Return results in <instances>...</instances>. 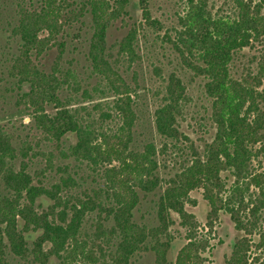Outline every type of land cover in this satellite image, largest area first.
<instances>
[{
	"label": "trees",
	"instance_id": "trees-1",
	"mask_svg": "<svg viewBox=\"0 0 264 264\" xmlns=\"http://www.w3.org/2000/svg\"><path fill=\"white\" fill-rule=\"evenodd\" d=\"M134 1L141 9L143 24L156 28L159 23L150 16L149 0H41L36 8L18 6L16 24L10 28V36L18 41L17 54L5 67L7 78L18 90L14 104L27 112L33 129L56 143L63 158H72L97 173L103 185L73 194L78 184L69 166L58 168L60 176L51 186L35 185L28 172V146L16 149L12 135L0 126V185L4 189L0 193V264H14L10 257L30 264H49L52 259L56 264H131L134 256L147 250L155 254L157 264H200V241L191 237L193 215L184 207L191 202V191L202 189L209 214L227 213L238 230L244 227L242 212L256 220L264 210V171L254 173L250 168L253 159L264 153V115L258 107L262 94L255 87L264 76V63L259 65L258 75L249 76L255 86L248 79L233 78L230 71L234 55L264 35V0H230L236 13L225 17L212 15L207 0H189L187 12L179 19L180 29L172 37L164 35L180 63L205 79L215 127L214 137L202 153L195 152L189 165L167 180L157 174L158 157L168 150L181 154L179 144L187 141L178 126L185 86L171 74L153 112L162 146L157 150L151 142L134 149L135 91L108 52L110 26L127 16V7ZM85 17L90 30L86 56L91 75L102 86L94 91L101 99L112 98L106 106L109 112L102 110L101 103L93 106L100 111L101 122L85 120L80 110L87 112L86 108H71L75 96L63 97L64 90L77 94L81 86L72 71L60 66L62 37L72 27L82 26ZM137 32L131 28L117 45V54L128 63L138 58ZM53 48L58 51L57 60L46 72L36 60ZM3 79L0 73V84ZM81 96L90 98L86 90ZM113 119L115 127L105 125ZM67 134H74L76 142L63 149ZM18 158L21 161L15 167ZM47 166L51 167L49 160ZM224 172L233 178L228 187L221 177ZM157 188H162L156 203L157 226L137 223L134 211L139 192L148 194ZM42 197L50 204L38 210L37 200ZM171 213L179 217L189 235L174 262L167 258L168 241L160 240L167 239L173 224ZM92 214L96 220L88 234L83 225ZM33 234L35 238L29 240ZM232 256L227 264L239 261V250Z\"/></svg>",
	"mask_w": 264,
	"mask_h": 264
},
{
	"label": "rangeland",
	"instance_id": "rangeland-1",
	"mask_svg": "<svg viewBox=\"0 0 264 264\" xmlns=\"http://www.w3.org/2000/svg\"><path fill=\"white\" fill-rule=\"evenodd\" d=\"M41 0H0V73L4 81L0 84V126L12 135L13 144L16 149L26 145L28 172L33 176L34 184L42 183L49 187L58 181L60 174L59 167L69 166L70 174L78 184L72 193L80 195L84 190H93L102 187L103 180L97 173L90 172L84 165H79L72 158H63L55 142L48 141L38 131L33 129L31 118L22 106H15L17 91L13 80L7 78L5 67L8 60L17 54L18 41L10 36V28L16 24L18 6L28 8L38 7ZM80 1V0H75ZM208 9L215 16H232L236 13L230 0H207ZM253 3L258 0H246ZM189 7V0H149V11L152 19L158 21L156 28L143 24L141 9L135 1L127 7V16L122 20L115 21L108 30L107 46L116 68L126 82L134 89L135 112L137 121L134 127L133 143L134 149H141L147 143H153L158 150L163 140L157 135L153 124V112L162 101V92L165 82L171 74L179 77L185 86V100L178 117L179 131L186 137L187 141L179 144L181 154L175 150H168L167 153L158 157L159 169L157 174L161 180H167L176 173L182 166L189 165L190 159L195 152L202 153L206 144H209L215 134V127L210 120L211 100L204 91L205 79L194 74L190 69L180 63L179 57L172 49L171 44L165 38V34L174 35L175 29H180L179 19L183 17ZM264 16V9L261 11ZM82 26L72 27L62 37L64 51L60 56V66L63 71L70 70L76 76L81 86L77 94L68 91L63 92L64 96H75L76 101L72 102L71 108H86L80 110L85 120L93 119L100 121V111L93 109L96 103L102 104V110L107 111V104L112 98H100L99 92L94 88L102 89L96 77L91 75L90 65L87 60L88 40L90 37L89 19H83ZM142 27H139L141 26ZM135 27L136 53L138 58L128 63L123 57L117 54V45L128 31ZM58 51L56 48L43 54L36 60L39 68L49 72L52 64L57 60ZM264 63V35L261 40L253 43L251 47L238 51L230 65L233 78L248 79L254 86L256 81L249 76H256L259 73V65ZM260 85L255 86L262 94L258 107L264 115V76L260 78ZM22 90H27L26 86ZM89 92L90 98L81 96V92ZM49 113L53 112L48 107ZM105 125L115 127L116 120H106ZM264 125V124H263ZM76 138L74 134H67L62 140V148L65 149L74 145ZM175 152V153H174ZM174 153V154H173ZM181 155V156H180ZM51 167L47 166V163ZM21 158L15 162L19 166ZM251 172L259 173L264 171V153L251 163ZM73 173H75L73 175ZM226 187L232 184L233 178L227 173H222ZM163 185V184H162ZM162 188H157L151 193L139 192L140 201L134 211V220L137 223L146 224L149 227L157 226L156 203ZM0 193H4L0 185ZM190 201L185 203V211L193 215V240L200 241L198 254L200 264H227L233 257L234 251L239 250L240 258L235 264H264V210L260 211L257 219L254 220L249 212L240 214L244 227L236 229L234 222L227 213L219 212L217 215H210V208L203 198L202 189L193 190L189 194ZM50 204L45 198L37 200L38 210L46 209ZM173 224L167 232V239L160 237V240L168 241L167 258L174 262L182 247L188 242L187 228L180 225L179 217L171 213ZM96 217L94 214L88 216L83 225V230L92 234ZM36 234L29 237L33 240ZM14 264H30L29 262L17 261L10 257ZM56 264L52 259L51 263ZM131 264H157L155 254L151 251H144L133 257Z\"/></svg>",
	"mask_w": 264,
	"mask_h": 264
}]
</instances>
